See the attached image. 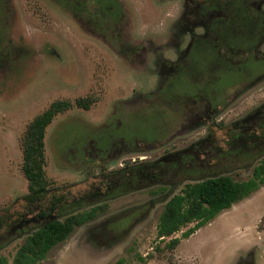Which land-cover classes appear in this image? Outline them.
<instances>
[{
    "label": "rangeland",
    "instance_id": "374dc122",
    "mask_svg": "<svg viewBox=\"0 0 264 264\" xmlns=\"http://www.w3.org/2000/svg\"><path fill=\"white\" fill-rule=\"evenodd\" d=\"M88 1L0 0V256L10 263L44 223L103 206L42 264H264V186L174 251L156 250L171 239L159 241L157 225L173 196L209 178L245 181L264 157V36L248 62L221 51L240 73L208 75L219 89L171 99L219 14L190 0H118V17L103 18ZM254 6L264 21V1ZM83 97L90 109L46 130L48 199L31 208L24 134L53 102Z\"/></svg>",
    "mask_w": 264,
    "mask_h": 264
},
{
    "label": "trees",
    "instance_id": "16d2710c",
    "mask_svg": "<svg viewBox=\"0 0 264 264\" xmlns=\"http://www.w3.org/2000/svg\"><path fill=\"white\" fill-rule=\"evenodd\" d=\"M190 1L200 3L202 10L219 15L209 26L208 31L213 33H210L212 36L196 38L192 43L187 55L188 72H180L171 80L172 90H168L171 99L182 92L199 93L203 89L210 90L209 85L212 82L218 88L217 82L221 80H210L208 75L220 73L229 78V76L234 77L238 71L236 65L229 63L221 56V51L244 52L248 62L251 58L250 53L261 43L264 36L263 16L254 6L255 2L264 0ZM88 2L103 18H117L122 11L118 0H90ZM215 66H219L216 72ZM237 73H240V70ZM183 79L194 80L195 86L193 88L189 85L182 86L180 82ZM93 104L94 100L90 97L79 98L75 103L69 100H57L29 124L22 140V147L23 173L29 182V195L24 200L31 208L35 207L32 204L38 205L48 199L50 182L46 174L45 148L47 128L58 115L71 110L74 106L88 110ZM263 186L264 157L245 181H236L231 176H219L187 184L179 194L173 196L165 204L160 214L157 239L163 242L168 238L171 239L163 248L157 247L156 250L159 252L174 251L183 239L190 238L221 213L249 198ZM63 202L62 199H56L51 205L57 206L58 204L60 207ZM102 208L103 206H96L87 210H79L62 219L44 223L26 237L12 262L9 263L7 258L0 256V264H42L51 251L65 243L78 228L96 220ZM191 224L194 226L184 232L182 238H172ZM149 256L146 259L140 258L143 264H147L148 260L154 258L152 255ZM116 264H126V261L120 259Z\"/></svg>",
    "mask_w": 264,
    "mask_h": 264
}]
</instances>
